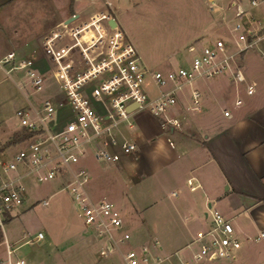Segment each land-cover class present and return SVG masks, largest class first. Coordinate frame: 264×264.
Here are the masks:
<instances>
[{
  "label": "built area",
  "instance_id": "1",
  "mask_svg": "<svg viewBox=\"0 0 264 264\" xmlns=\"http://www.w3.org/2000/svg\"><path fill=\"white\" fill-rule=\"evenodd\" d=\"M205 2L210 12L219 15L221 26L189 43V57L176 68L146 65L108 0L85 16L78 12L52 26L42 36L39 55L9 51L0 56V70L26 98L15 115L27 134L16 152L0 154V245L6 253L0 264H28L15 257L4 226L21 212L30 178L37 183L60 179L78 218L100 243L101 257L119 252L122 264H207L237 259L242 241L231 221L214 207L207 209L210 227L196 234L187 256L160 253L157 240L121 251L120 246L131 238L121 210L106 198L92 199L86 190L91 179L83 163L87 157L118 164L137 150L136 141L126 134L134 128V113L145 111L159 119L164 130H179L184 115L177 109L187 88L186 108L202 110L196 81L226 77L246 95L255 92L245 58L252 52L264 64V0H248L247 5L241 0ZM148 85L155 91L150 92ZM44 90L46 96L31 97ZM241 104L237 95L233 105ZM222 114L231 116L225 108ZM167 141L174 146L170 138ZM187 183L195 188L192 179ZM41 204L47 205L48 200ZM43 237L41 231L31 238L23 235L25 242ZM260 239L264 240V233L254 237ZM193 243L196 248L191 247Z\"/></svg>",
  "mask_w": 264,
  "mask_h": 264
},
{
  "label": "rangeland",
  "instance_id": "2",
  "mask_svg": "<svg viewBox=\"0 0 264 264\" xmlns=\"http://www.w3.org/2000/svg\"><path fill=\"white\" fill-rule=\"evenodd\" d=\"M104 0H0V56L9 51L29 55L40 54L42 36L63 17H70L78 12L85 16L96 7L102 6ZM116 14L118 22L137 47L146 65L152 69L166 70L176 68L189 57L187 45L196 35H209L220 28V18L207 8L205 0H108ZM225 2L230 0H223ZM247 5L248 0H241ZM210 15L212 23H210ZM246 73L256 77L258 86L264 82V64L255 53L248 52L245 58ZM224 84L230 82L222 77ZM48 85L54 86L52 81ZM198 86L204 83L195 82ZM257 86V87H258ZM149 91H155L148 85ZM48 94L32 95L34 99ZM246 101L259 98L244 94ZM232 97V96H231ZM26 103L23 93L15 86L12 79L0 70V154L11 155L16 152L25 139L23 129L18 125L15 115L17 108ZM233 112V98L224 102L207 104L202 113H192L193 117L206 116L214 119L222 115V109ZM149 114L139 111L131 116V120L144 121ZM226 118L224 117V121ZM207 121V120H204ZM92 165L93 163L90 162ZM99 164V165H98ZM110 163L99 161L94 165L108 168L111 178H94L89 189L94 194H107L108 198L119 209L122 195L130 197L132 203L123 205L125 229L131 238L120 246L125 251L131 246L157 240V250L166 253L196 236L199 229L197 214L191 216L186 211L175 213L171 207L176 197L168 196L163 200L157 186L151 193L147 187L139 184H123L115 178V170L107 167ZM150 182L156 183V179ZM153 188V187H149ZM27 198L20 213L4 226V232L13 246L20 245L16 254L25 258L29 264H122L120 253L114 252L107 257L98 255L100 243L91 231L84 227L76 215L75 205L70 194L62 189L60 179L37 183L33 178L26 180ZM48 198V204L42 205L41 199ZM161 198V199H160ZM166 200V201H165ZM134 206L137 207L136 210ZM200 214V213H198ZM244 218L232 220L235 233L244 242L247 234H243ZM41 230L45 238L39 241L24 242V234L28 238ZM247 231V230H246ZM250 241H247L249 244ZM264 241L251 243V247L263 244ZM192 247L196 248L195 243ZM182 248V247H181ZM166 251V252H165ZM180 254L189 252L187 247L179 249ZM6 256L5 246L0 245V259ZM232 260L218 259L207 264H236Z\"/></svg>",
  "mask_w": 264,
  "mask_h": 264
},
{
  "label": "crops",
  "instance_id": "3",
  "mask_svg": "<svg viewBox=\"0 0 264 264\" xmlns=\"http://www.w3.org/2000/svg\"><path fill=\"white\" fill-rule=\"evenodd\" d=\"M66 18L65 16L62 19ZM209 18L212 23L211 15ZM200 36L203 35H196L192 41ZM247 76L255 84L253 94L257 92L259 98L246 101L243 89L235 84H224L222 77L202 81L203 86L194 83L202 94L200 112H191L186 108L190 91L187 88L177 109L184 115L181 129L166 131L161 127L160 120L150 114L144 121H135L134 128L127 130L126 134L136 141L137 150L120 163H110L107 167L115 170V178L123 184L130 186L141 183L148 188L147 193H151L157 186L163 200L168 196L176 197L175 203L171 205L175 213L186 211L191 216L197 214L199 229L196 234L210 227L211 220L207 211L209 207L217 208L230 221L245 217L243 234L254 229L256 233L245 236L234 262L264 264V243L251 247V243L264 241L254 240L259 233H264V82L258 86L256 77L249 73ZM237 95L242 98V104L233 105L234 110L230 111V117L224 116L225 121L221 116L208 119L206 116L199 118L192 115L202 113L207 104L221 103L229 98L234 99ZM167 138L173 141V147L168 144ZM83 163L91 176L86 188L89 196L92 199L106 198L115 202L107 194H94L89 189L90 182L97 176L106 180L111 178L110 169L98 168L99 164H94L99 161L91 156ZM154 178L156 183L150 182ZM188 179H192L194 189L188 185ZM121 201L123 204L119 206L120 210L123 205L133 204L128 196L124 198L122 195ZM136 208L134 206L135 210ZM5 236L11 247L15 248V257H20L16 254L20 245H13L21 239L10 242L8 236ZM194 238L185 242L182 248L175 247L165 252L179 253V249L183 247L189 249L188 245ZM247 241H250L249 244ZM189 254L182 252L180 255Z\"/></svg>",
  "mask_w": 264,
  "mask_h": 264
},
{
  "label": "trees",
  "instance_id": "4",
  "mask_svg": "<svg viewBox=\"0 0 264 264\" xmlns=\"http://www.w3.org/2000/svg\"><path fill=\"white\" fill-rule=\"evenodd\" d=\"M23 132H24V133H23V136L26 137V136H27L26 132H25L24 130H23ZM1 237H2V234L0 233V238H1Z\"/></svg>",
  "mask_w": 264,
  "mask_h": 264
}]
</instances>
